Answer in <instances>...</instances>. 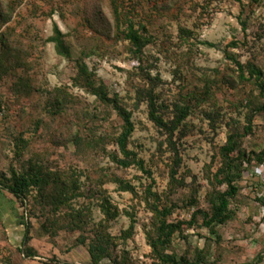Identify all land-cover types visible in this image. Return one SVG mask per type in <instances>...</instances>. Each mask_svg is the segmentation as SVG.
Listing matches in <instances>:
<instances>
[{
	"label": "rangeland",
	"instance_id": "rangeland-1",
	"mask_svg": "<svg viewBox=\"0 0 264 264\" xmlns=\"http://www.w3.org/2000/svg\"><path fill=\"white\" fill-rule=\"evenodd\" d=\"M248 65L264 85V0H0V264H92L91 244L105 248L96 264H166L150 246L158 223L211 212L228 136L234 158L264 150ZM117 106L143 169L117 162ZM261 164L233 163V217L210 230L197 216L157 249L190 264H264ZM24 173L44 181L16 197L5 186Z\"/></svg>",
	"mask_w": 264,
	"mask_h": 264
},
{
	"label": "trees",
	"instance_id": "trees-1",
	"mask_svg": "<svg viewBox=\"0 0 264 264\" xmlns=\"http://www.w3.org/2000/svg\"><path fill=\"white\" fill-rule=\"evenodd\" d=\"M58 33V32H57ZM126 37L129 39L130 43L135 47V50L140 48V39L137 35V32L130 26ZM56 48L57 51L64 56L68 57L69 52L64 47L59 36L56 37ZM238 70L240 72V76L244 79H248L244 76L243 65L237 62ZM83 71V70H82ZM248 77H255V82L259 87V92L262 96H264V85L260 80L261 72L255 68L254 65H248L247 67ZM80 73V71H79ZM93 93L97 94L101 100H106V95L102 90H90ZM149 107V117L152 121H154L158 126H164L165 123L161 118L156 116L154 111V104L152 101L148 104ZM264 109V105L262 106ZM118 115L122 118L123 121V131L117 137L116 143L124 159H118L117 162L123 166H129L130 164H136L141 169H143V162L136 158V155L127 149V140L133 131V124L130 120V115L121 107H116ZM236 144L233 140L232 134L228 136L226 143L220 148V155L222 157V167L215 174V181L219 185H226L225 190H219L214 199L211 200V212L205 210H196L192 213L191 218L187 221H177V222H168L166 220H160L157 226V235L155 240L150 242V246L152 250L156 253L158 259L166 264H190L189 261L185 259H176L174 257H170L167 254L159 251L157 249V245H161L165 247L168 243L170 236L177 230H180L183 225L192 226L195 223L197 216L201 218V225L213 230V228L218 225L226 222L231 217H233L234 212L229 207L230 199L234 198L238 193V186L234 182V176L231 174V170L234 167L233 163L235 161H239L240 165L246 163L248 165L252 163H262L264 162V150L258 152L257 154H244L238 153L234 158L231 154L235 151ZM131 157V158H130ZM246 166H244L238 172L236 177H241L243 171ZM236 175V174H235ZM43 178L40 177L38 173H24L18 175L11 184L5 186L8 191H10L16 197H22L26 191H28L31 185L40 186L43 183ZM163 213H166L165 211ZM28 228H26V232ZM105 248L102 245L95 246L91 244L88 248V253L90 255L92 264H96L100 259H102ZM28 251V250H27ZM27 256L30 255V251L27 252ZM240 264H248V263H240Z\"/></svg>",
	"mask_w": 264,
	"mask_h": 264
},
{
	"label": "built area",
	"instance_id": "built-area-1",
	"mask_svg": "<svg viewBox=\"0 0 264 264\" xmlns=\"http://www.w3.org/2000/svg\"><path fill=\"white\" fill-rule=\"evenodd\" d=\"M257 170L259 169V171H261V172H264L263 170H264V164H261L260 166H259V168H256ZM256 170V171H257ZM264 212V211H263Z\"/></svg>",
	"mask_w": 264,
	"mask_h": 264
}]
</instances>
